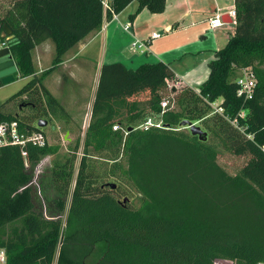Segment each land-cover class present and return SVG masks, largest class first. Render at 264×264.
Here are the masks:
<instances>
[{
  "label": "trees",
  "instance_id": "1",
  "mask_svg": "<svg viewBox=\"0 0 264 264\" xmlns=\"http://www.w3.org/2000/svg\"><path fill=\"white\" fill-rule=\"evenodd\" d=\"M102 1L6 2L8 9L0 13V47L10 49L18 69L15 80L28 82L0 101V124L15 122L19 134L28 136L44 134L35 119L68 118L44 86L63 55L132 1L137 10L131 20L143 10L162 14L166 3L107 0L104 8ZM233 5L234 32L208 63V78L196 91L183 87L168 92L166 80L174 75L163 63L131 70L121 63L101 67L64 223L35 210L27 167L58 148L0 147V249L5 264H87L89 257L93 264H264V0H234ZM45 40L55 45V56L52 67L37 76L32 51ZM250 67L257 83L251 101L243 102L232 79L237 69ZM218 99L223 116L209 106ZM15 100L37 117L5 114L4 107ZM166 100L164 111L160 104ZM241 111L243 119L238 118ZM150 117L163 128L139 129ZM235 118L243 132L229 123ZM184 120L211 133L220 149L207 142L206 134L201 140L192 136L180 126ZM116 124L121 129L113 131ZM103 151L125 161L121 173L142 196L139 208L117 201L105 182L100 187L89 184L86 160ZM220 153L249 159L229 174L218 162ZM73 159L51 171L55 189L64 196L73 181Z\"/></svg>",
  "mask_w": 264,
  "mask_h": 264
},
{
  "label": "crops",
  "instance_id": "2",
  "mask_svg": "<svg viewBox=\"0 0 264 264\" xmlns=\"http://www.w3.org/2000/svg\"><path fill=\"white\" fill-rule=\"evenodd\" d=\"M233 2L166 0L162 14L143 10L131 20L130 15L137 10V2L132 1L115 19L104 21L101 30L91 33L66 52L61 64L46 76L44 86L62 107L65 106L63 99L55 95V91L59 95L68 91L69 99L75 97L67 102L66 106L70 107L77 104L74 100L81 97L82 81L91 66V77L95 84L93 89L91 86L94 101L103 65L121 63L131 70L146 64L163 63L168 65L181 88L188 87L196 91L208 78V63L215 59L216 51L225 47L234 32L235 25L227 18L228 11L234 7ZM0 13H3L1 9ZM217 13L222 14L227 23L213 31L209 20ZM127 24L131 25L128 31L124 29ZM152 33L160 34L161 38L153 40L145 52L128 51L133 40H146ZM95 50L97 52L93 55L92 51ZM54 56L55 45L51 40H45L35 47L32 62L37 76L52 67ZM205 66L207 70L202 77L196 71L200 68L201 72Z\"/></svg>",
  "mask_w": 264,
  "mask_h": 264
},
{
  "label": "rangeland",
  "instance_id": "3",
  "mask_svg": "<svg viewBox=\"0 0 264 264\" xmlns=\"http://www.w3.org/2000/svg\"><path fill=\"white\" fill-rule=\"evenodd\" d=\"M7 1L8 0L0 1L1 10L8 9V4L5 3ZM131 50L132 46L128 49V51L130 52ZM96 52L97 50L92 51L93 55ZM92 68L93 66H91V69H87L89 70L88 73H85L82 81L84 82V86H82V90L80 92L81 97L74 100L77 104L67 107V102L69 103V101L73 100L75 97L73 99H69L68 91L62 92L60 95L58 91H55V95H57L61 100L63 99L62 102L65 105L63 108L67 107L65 110L70 113L68 118L54 119L47 116L46 118L38 120L35 119L33 121L34 124L39 120H44L47 123V126L41 129L45 134L46 142L49 146L58 148L56 154L43 157L37 163L28 166L31 179L33 181L31 185V196L34 201L35 210L48 219L52 218L60 220L63 223L67 217L66 213L71 201L70 195L74 187V179L79 168V161L82 157V140L92 112V89L95 86L91 77ZM206 70L207 67L205 66L201 72L200 68L196 72L199 74L201 73L200 76L202 75L203 77ZM27 82L28 79L17 77L16 80L12 81V83L0 87V101H7ZM3 112L5 114L19 115L20 117L25 118L30 116L37 117L36 111H33L31 108L26 106L23 102H21V100H15L12 103H9L4 107ZM193 125H197L203 130V127L198 125V123H193ZM206 139L207 142H210L214 146H218L220 149L217 139L213 137L211 133L206 132ZM77 147L79 148L77 152H75L74 150H76ZM67 159H73L74 170L72 174L73 181L71 182L67 195L64 196L55 189L51 181V171L56 164L63 165ZM218 159V162L229 174H235L238 169L248 162L249 158L233 157L225 153H220ZM86 163L88 164L87 171L90 174L89 184H91L92 187H100L103 182H105V184L114 185L116 187L114 190L109 188L108 190H110L111 195L117 201L123 203V205L132 210L141 206L142 196L139 195L136 190L133 189L128 180L122 176L121 169L125 168V161L120 158V156H118L116 160H113L112 154L108 151H103L99 154L92 153L87 158ZM86 263L93 264V258L89 257Z\"/></svg>",
  "mask_w": 264,
  "mask_h": 264
},
{
  "label": "built area",
  "instance_id": "4",
  "mask_svg": "<svg viewBox=\"0 0 264 264\" xmlns=\"http://www.w3.org/2000/svg\"><path fill=\"white\" fill-rule=\"evenodd\" d=\"M102 5L104 8H107V0H103ZM236 17H237V13H236L235 8L233 7L232 10L228 11L227 18L231 24L233 23L235 25ZM113 18L114 19L116 18V14L113 15L112 19ZM223 19L224 17L222 14H219V13L215 14V16L209 20L210 29L214 31L215 29L226 25V23L223 22ZM130 26L131 25L127 24V26H125L124 29L128 31L130 29ZM159 38H161L160 34L152 33L146 40L135 39L132 41V44H131L132 49L134 51L145 52L148 49V46L152 43V41L159 39ZM3 48H7V46L2 44L0 49H3ZM236 73H237L236 76L234 77V79H232V83L235 84L236 86L237 96L241 98L243 102L251 101V99L254 96V93H255L254 89L257 83L256 76L252 70V67L237 69ZM166 87H167L168 92H171L172 88H175L176 90L181 88L179 82L175 81L174 78L166 80ZM221 103H222V100L218 99L214 103H209V106L210 108H212V111L215 114L217 115L219 114L223 116L224 108H222ZM168 106H169V102L167 100L163 101L160 104L161 109H163L164 111L167 110L166 108H168ZM244 117H245V113L241 111L238 114V118L243 119ZM228 121L233 127H237L241 132L244 131L243 128H240L238 126L239 124L237 123V118L233 120H228ZM138 127L141 130H150V128H157V129L163 128L161 121H157L156 119L152 117L147 119L144 123H142ZM112 128H113V131L121 129L119 128L117 124L113 126ZM248 138L251 139V137H248ZM25 144H33L38 147H44L48 145L46 142V137L43 133L34 132V133H31V135L26 136V135L19 134L17 130V124L15 122L11 124H6V123L0 124V147L14 146V145L24 146ZM25 155L26 154L23 153V156ZM31 185L32 183L30 184V186ZM5 261H6L5 251L0 249V264H5ZM214 264H232V263L230 261L222 260V261H216Z\"/></svg>",
  "mask_w": 264,
  "mask_h": 264
},
{
  "label": "water",
  "instance_id": "5",
  "mask_svg": "<svg viewBox=\"0 0 264 264\" xmlns=\"http://www.w3.org/2000/svg\"><path fill=\"white\" fill-rule=\"evenodd\" d=\"M223 22L227 23L225 19H223ZM6 34L8 36L11 35L10 31L7 29H6ZM17 73H18V69L10 53V49L8 47L0 49V80L2 84L7 85L12 83V81L15 80V75H17ZM175 91L176 89L172 88L171 92H175ZM46 126L47 123L44 120H39L37 122V127L40 129H43ZM180 126L183 128L184 127L189 128L191 135L198 137L199 140H201L203 136H205L206 134L200 127H198L197 125H193V123L186 120H184V122H182ZM107 186H110L112 190L116 188L114 185H110V184H107Z\"/></svg>",
  "mask_w": 264,
  "mask_h": 264
}]
</instances>
